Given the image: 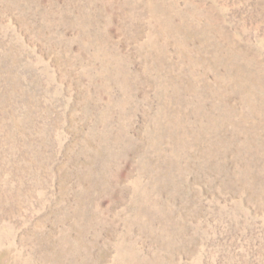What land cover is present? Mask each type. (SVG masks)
Wrapping results in <instances>:
<instances>
[{"label":"rangeland","instance_id":"1","mask_svg":"<svg viewBox=\"0 0 264 264\" xmlns=\"http://www.w3.org/2000/svg\"><path fill=\"white\" fill-rule=\"evenodd\" d=\"M0 264H264V0H0Z\"/></svg>","mask_w":264,"mask_h":264}]
</instances>
